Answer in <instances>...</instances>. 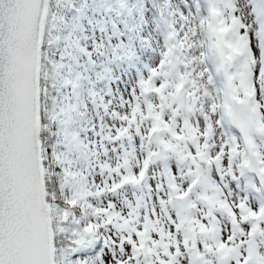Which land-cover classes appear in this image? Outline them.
Here are the masks:
<instances>
[{
  "label": "snow or ice",
  "instance_id": "1",
  "mask_svg": "<svg viewBox=\"0 0 264 264\" xmlns=\"http://www.w3.org/2000/svg\"><path fill=\"white\" fill-rule=\"evenodd\" d=\"M0 264H264V0H0Z\"/></svg>",
  "mask_w": 264,
  "mask_h": 264
}]
</instances>
